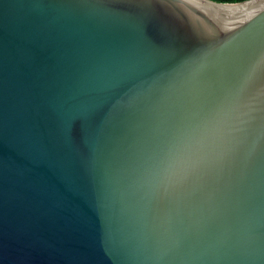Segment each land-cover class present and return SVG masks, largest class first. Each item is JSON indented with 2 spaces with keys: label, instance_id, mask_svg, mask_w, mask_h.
<instances>
[{
  "label": "water",
  "instance_id": "95a60500",
  "mask_svg": "<svg viewBox=\"0 0 264 264\" xmlns=\"http://www.w3.org/2000/svg\"><path fill=\"white\" fill-rule=\"evenodd\" d=\"M0 264H264V0H0Z\"/></svg>",
  "mask_w": 264,
  "mask_h": 264
},
{
  "label": "trees",
  "instance_id": "16d2710c",
  "mask_svg": "<svg viewBox=\"0 0 264 264\" xmlns=\"http://www.w3.org/2000/svg\"><path fill=\"white\" fill-rule=\"evenodd\" d=\"M217 1H223V2H237L242 0H217Z\"/></svg>",
  "mask_w": 264,
  "mask_h": 264
}]
</instances>
